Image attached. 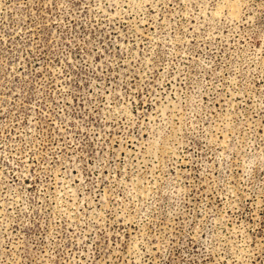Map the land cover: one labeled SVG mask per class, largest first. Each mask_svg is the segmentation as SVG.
Listing matches in <instances>:
<instances>
[{
    "label": "rangeland",
    "instance_id": "374dc122",
    "mask_svg": "<svg viewBox=\"0 0 264 264\" xmlns=\"http://www.w3.org/2000/svg\"><path fill=\"white\" fill-rule=\"evenodd\" d=\"M0 264H264V0H0Z\"/></svg>",
    "mask_w": 264,
    "mask_h": 264
}]
</instances>
